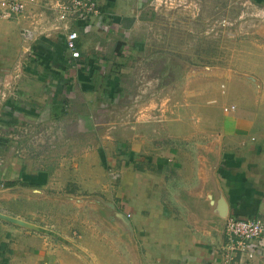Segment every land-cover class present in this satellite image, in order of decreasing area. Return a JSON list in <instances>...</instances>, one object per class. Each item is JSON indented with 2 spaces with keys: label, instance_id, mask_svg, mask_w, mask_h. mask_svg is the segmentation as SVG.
<instances>
[{
  "label": "crops",
  "instance_id": "1",
  "mask_svg": "<svg viewBox=\"0 0 264 264\" xmlns=\"http://www.w3.org/2000/svg\"><path fill=\"white\" fill-rule=\"evenodd\" d=\"M98 1V15L82 28L76 40L80 59H72L64 36L54 33H39L27 50L20 30L30 24L29 17L36 18L39 4L30 5L25 16L0 19V90L6 77L17 73L12 94L0 98V264H264V235L255 241L254 256L240 259L224 248L222 231L229 216L264 218V84L259 90L253 84H242L248 92L242 99H233L241 106L225 119L222 157L214 171V183L200 182L179 195L174 181H166L155 170V166L164 171L170 168L168 154L146 156L141 166L134 168L141 155L134 149L120 151L110 165L117 175L112 222L101 228L90 226L89 219L80 220L76 229L81 254L64 244L39 241L34 232L21 226L25 215L19 203L30 199L29 193L41 195L54 189L67 193L79 187L78 194H86L90 186L97 193L99 186L104 187L103 166L108 163L104 150L94 156L92 165L83 154L78 155L79 165L71 164L70 170L80 177L66 182L24 158L10 131L15 123L51 120L66 111L72 89H89L92 82L111 84L109 80H113L105 76L100 81L93 78L111 67L105 64V55L99 57L101 43L118 37L135 1L145 0ZM257 5L264 12V0H257ZM237 84L241 83L228 79V92ZM108 90L111 100L123 91L118 80ZM88 104L86 101L85 106ZM15 204L19 208H14ZM88 234L94 235L91 240Z\"/></svg>",
  "mask_w": 264,
  "mask_h": 264
},
{
  "label": "rangeland",
  "instance_id": "2",
  "mask_svg": "<svg viewBox=\"0 0 264 264\" xmlns=\"http://www.w3.org/2000/svg\"><path fill=\"white\" fill-rule=\"evenodd\" d=\"M126 17L118 37L101 43L99 57L105 55L110 69L93 75L111 84L72 89L60 115L15 123L10 130L24 158L66 182L80 177L70 170L79 165L78 155L92 165L104 150L108 163L102 165L104 187L98 193L92 186L86 194H78L79 187L67 193L54 189L29 193L19 203L21 226L39 241L64 244L78 254L81 219L101 228L112 222L117 175L110 165L120 151L141 155L134 168L146 156L168 154L170 168L155 170L174 181L179 195L200 182L214 183L225 119L241 106L233 99L243 98L242 84L258 90L264 84V12L257 0L135 1ZM228 79L239 81V88L228 92ZM116 80L123 91L111 100L107 90ZM232 104L236 109L226 111Z\"/></svg>",
  "mask_w": 264,
  "mask_h": 264
},
{
  "label": "built area",
  "instance_id": "3",
  "mask_svg": "<svg viewBox=\"0 0 264 264\" xmlns=\"http://www.w3.org/2000/svg\"><path fill=\"white\" fill-rule=\"evenodd\" d=\"M39 4L41 10L36 18H30V24L20 30L22 40L27 50L30 48L38 34L64 36V45L72 59H80L81 53L76 40L82 33V28L91 22V19L99 13L98 0H0V19H12L26 15L30 5ZM41 15H45L41 19ZM43 17V16H42ZM40 23H43L41 27ZM17 66V65H16ZM17 68V67H16ZM15 68V69H16ZM17 73L13 71L4 80L0 90V98H8L12 94L13 80ZM12 90V91H11ZM10 94V95H11ZM234 104L225 107L227 111H233ZM129 217V214H127ZM225 238L224 248L230 255L243 258H252L256 252L255 241L264 235V218L255 216L248 219H240L236 216L226 217L222 224ZM230 256V257H231Z\"/></svg>",
  "mask_w": 264,
  "mask_h": 264
},
{
  "label": "water",
  "instance_id": "4",
  "mask_svg": "<svg viewBox=\"0 0 264 264\" xmlns=\"http://www.w3.org/2000/svg\"><path fill=\"white\" fill-rule=\"evenodd\" d=\"M126 217H128V216L126 215Z\"/></svg>",
  "mask_w": 264,
  "mask_h": 264
}]
</instances>
